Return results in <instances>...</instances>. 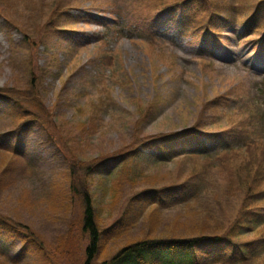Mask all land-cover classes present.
I'll use <instances>...</instances> for the list:
<instances>
[{
    "label": "rangeland",
    "instance_id": "rangeland-1",
    "mask_svg": "<svg viewBox=\"0 0 264 264\" xmlns=\"http://www.w3.org/2000/svg\"><path fill=\"white\" fill-rule=\"evenodd\" d=\"M159 1L160 4L155 0H0V89H30L34 76L27 67L34 66L36 85L44 88L42 100L34 109L49 112L51 118L54 115L53 119L62 123L68 143L82 157L79 160L106 157L102 170L113 166L115 157H108L133 142V137L159 138L160 145L143 149L146 156L177 148L182 144L177 136L169 141L162 137L191 127L219 138L186 139L188 147L231 141L236 148L220 151V158L227 162L225 169L212 168L204 156H195L185 164H177L176 160L163 164L147 178L150 181L157 177L159 183L178 179L180 184L194 172L197 176L211 173L215 182L222 179L223 184L233 186L237 180L243 183L244 173L238 168L247 164L246 189L238 191L234 198L228 193L217 194L229 198L234 212L228 218L232 220L238 201L242 206L247 186L253 181L258 183L260 178L246 163L252 159L248 147H241L245 134L249 135L245 138L247 144L253 148L256 141L264 140V17L257 28L247 23L259 0H188L186 5L182 0ZM213 9L229 18L214 22L218 28L209 20ZM189 13L196 14L191 20L192 29L181 32L179 17ZM119 14L127 15L125 21L130 25L146 19L137 22L136 30L121 32ZM148 26H152V33ZM42 67H46L43 73ZM6 105L7 101L0 99V107ZM140 111L148 114L146 120L140 118ZM28 128L19 132L20 147L26 146L39 169L25 175L17 170L4 174L3 169L12 159L0 152V217L22 222L50 248L66 234L71 219L82 207L68 195L70 177L61 152L41 127ZM14 129L19 130L16 123L0 121V134ZM261 152L258 150L254 159ZM141 158L146 168L147 162ZM155 169L152 166L147 170ZM145 184L137 188L125 184L116 205H112L113 195H103L92 186L98 221L103 227L126 210L131 212L141 205L142 199L132 204L122 201L150 183ZM210 201L221 202L216 197ZM154 212L159 219L150 223L146 217L132 218L135 229L103 243L95 264L144 237L206 235L227 229V222L209 218L189 206ZM259 233L246 234L241 240L256 239ZM57 257L55 264H68ZM36 262L33 255L25 264ZM0 264L5 263L0 260Z\"/></svg>",
    "mask_w": 264,
    "mask_h": 264
},
{
    "label": "trees",
    "instance_id": "trees-1",
    "mask_svg": "<svg viewBox=\"0 0 264 264\" xmlns=\"http://www.w3.org/2000/svg\"><path fill=\"white\" fill-rule=\"evenodd\" d=\"M182 1L183 4L189 2L188 0ZM193 1L202 2L203 0ZM160 2L158 3L160 4ZM205 2L208 1L205 0ZM174 4L176 5L177 2ZM162 7L165 8L163 5ZM213 10V15L208 14L212 17L209 20H213L215 16L219 19L221 14L215 9ZM195 17V13H189L186 17L183 15L178 26L183 30L192 28L193 23L191 20H194ZM262 17H264V0H259L256 9L248 17V20L250 24L254 23L257 28L260 25L259 19L261 20ZM121 25V30L138 28L137 25H130L125 21H122ZM33 67L27 68L32 76L36 77ZM45 68H41L42 73ZM34 77L29 82L30 89L16 92L10 89H0V99L12 102L11 106L0 113V120L9 119L11 122L16 123L17 129H19L18 131L14 129L11 133L0 134V152L12 159L2 172L5 174L17 170L18 174L23 175L37 172L36 169H39L37 167L38 161L30 155L26 146L20 147L22 139L19 132L24 133L25 128L27 127L28 130L30 125L41 127L48 140L52 142L61 152L63 159L66 160V171L69 172L70 177L68 195L71 201L78 202L82 208L71 219L66 234L59 239L56 245L50 248L41 236L22 222L1 216L0 260L3 263L25 264L28 258L35 255L38 262L34 264H55L54 259H58L57 256L63 258L68 264H95L103 243L108 240L119 239L136 228L134 222L130 221L132 218L142 217L143 220L146 217L151 223L153 220L159 219L154 211L167 212L189 206V208L208 215L209 218H216L217 221L222 219L227 222V229L225 232L222 228L219 231L220 233L211 232L206 235L144 237L121 247L112 258L104 259L100 264H216L219 262L244 263L247 261H251V264H253L254 260H258L259 264H264V205H259L264 202V140L256 141L254 143L256 147L254 148L251 143L244 142V146L248 147L247 151L249 150L252 156V159L246 163L253 166L256 175L258 174L260 178L258 183H255V181L249 183L247 190L242 195V199L244 198L242 206L240 207L238 201L234 218L230 220L228 217L234 212L232 210L233 206L229 202V198L227 200L225 196H217V194L222 192L228 193L229 197L235 196L238 191L246 189V183L243 184L240 180H237L233 186H230L213 182L209 187L212 192L209 193L210 190L207 188V184L211 173L206 176L204 174L197 176L194 172L191 177L180 184L177 183L178 179L159 183L161 180L158 182L157 177L150 178V181L147 178L163 167L164 163L171 162L176 156L190 155L181 158L178 161V164H180L188 160H195L193 159L194 155L208 154L209 148L207 146L202 145L199 149H192L189 152L174 151L170 154L158 156V158H156V155L150 154L149 158H146L143 155V148L153 144V139L150 140L145 137L135 140V137H133V142L121 147L108 157H115L113 159L115 164L102 170L106 157L85 159V161L79 160L82 157L68 143L62 123H57V119H53L54 115L51 118L49 112L43 111L41 113L40 110L34 109L39 106L38 103L42 100L41 94L44 92L42 85H36L37 81ZM23 107H25V110H23ZM99 110L102 109L99 108ZM147 115L146 112L140 111L142 120ZM196 130L193 128L184 132H175L163 138L167 141L174 135L177 136V139L188 135V138L192 140L198 134L200 139L204 136L219 138L215 135L199 133ZM228 144L221 143L213 148L210 147L214 153L218 154V161L223 167L227 166V162L220 158L223 155L220 151L231 152L233 147L228 146ZM258 150L262 151L261 155L254 159V155ZM141 157H143V161L147 162L146 168L141 162ZM21 162L23 164H20ZM152 166H156V169L148 171L147 169ZM245 168H249L247 164L239 169L245 170ZM177 176L182 178L181 175ZM142 178L144 182H142ZM195 179H197L196 182H191ZM157 182L158 184H156ZM145 183L150 184H148V187L137 191L135 196L128 199V196L123 195L127 200L122 202L132 204L133 202H141L142 199L141 205H137V208L131 212L130 209L126 210L122 215L116 216L103 227L98 221L92 186H96L97 190L102 191L103 195H113L112 205H116L120 200L121 189L125 184L137 188L146 185ZM206 193H209L206 195V199H201ZM213 197L218 198L221 202L210 201ZM222 198H225V200L222 201ZM215 213H219V216H215ZM129 221L130 223H128ZM256 231L261 232L257 235L258 238L247 241L241 240L244 235Z\"/></svg>",
    "mask_w": 264,
    "mask_h": 264
}]
</instances>
